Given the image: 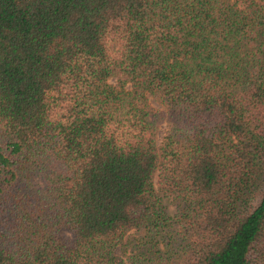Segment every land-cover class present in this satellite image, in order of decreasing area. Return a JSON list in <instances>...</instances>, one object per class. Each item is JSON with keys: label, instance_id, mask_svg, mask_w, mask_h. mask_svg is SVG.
Masks as SVG:
<instances>
[{"label": "trees", "instance_id": "trees-1", "mask_svg": "<svg viewBox=\"0 0 264 264\" xmlns=\"http://www.w3.org/2000/svg\"><path fill=\"white\" fill-rule=\"evenodd\" d=\"M0 264H264V0H0Z\"/></svg>", "mask_w": 264, "mask_h": 264}, {"label": "rangeland", "instance_id": "rangeland-1", "mask_svg": "<svg viewBox=\"0 0 264 264\" xmlns=\"http://www.w3.org/2000/svg\"><path fill=\"white\" fill-rule=\"evenodd\" d=\"M110 80H111L112 82H114V83L116 82L114 78H110ZM149 101H150L152 104L157 105V102H156L151 96H149ZM162 132H163V125H162V127L160 128V130H159V134L161 135ZM115 251H116L117 253H119V252H120L119 247H116Z\"/></svg>", "mask_w": 264, "mask_h": 264}]
</instances>
